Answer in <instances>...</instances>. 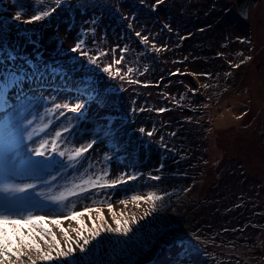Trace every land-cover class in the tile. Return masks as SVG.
I'll return each instance as SVG.
<instances>
[{"label":"rangeland","instance_id":"obj_1","mask_svg":"<svg viewBox=\"0 0 264 264\" xmlns=\"http://www.w3.org/2000/svg\"><path fill=\"white\" fill-rule=\"evenodd\" d=\"M248 10L245 19L236 0H0V192L16 196L21 211L53 219L60 212L70 215L68 208H102L113 227L109 203L118 216L125 214L121 219L132 214L139 218L152 205L140 201L137 206L133 195L163 196L156 201L158 210L132 225L129 236L102 233L90 246L88 261L112 248V237L130 239L142 230V245L158 226L159 212L174 211L187 196L196 207L190 215L200 222L198 229L166 233L138 261L126 264H264V0ZM44 11L50 15L25 22ZM77 43L81 50L72 51ZM89 57H98L97 64ZM109 64L112 73L121 69L118 76L103 71ZM56 66L71 80L56 76ZM82 66L90 73L81 71ZM35 67L43 70L29 71ZM94 78L100 82L93 83ZM76 103H84L79 118L69 111ZM112 121L121 122L117 125L122 128L113 129ZM124 123L131 126L128 137ZM66 127L71 130L56 138L55 132ZM92 139L97 143L88 153L68 159ZM45 141L46 148L40 149L45 155L36 156ZM164 145L175 148L167 151ZM35 160L48 163L33 167L30 161ZM103 171L108 176L101 183L137 178L71 197L68 207L50 200L78 192L83 180ZM157 175L160 180L151 178ZM29 183L36 187L19 191ZM220 191L225 201L219 203ZM238 203L260 211L256 224L247 225L244 207L234 222L229 209ZM60 218L73 240L77 236L72 229L81 221L84 235L92 227L88 214L76 221ZM43 223L66 249L61 226ZM19 227L27 236L30 226L22 222ZM6 228L15 241L12 226ZM35 240L48 250L39 236ZM73 247L77 259L88 262ZM125 255L120 254L118 264H125Z\"/></svg>","mask_w":264,"mask_h":264},{"label":"snow or ice","instance_id":"obj_2","mask_svg":"<svg viewBox=\"0 0 264 264\" xmlns=\"http://www.w3.org/2000/svg\"><path fill=\"white\" fill-rule=\"evenodd\" d=\"M61 0H56V3L59 4ZM162 2V0H157V3ZM54 11V9L52 10ZM50 15V12L44 11L41 12L39 15L32 16L28 21L25 22H32V21H38L42 17ZM21 17V12L16 13V19L19 20ZM137 36H140L141 34L139 32L136 33ZM142 40L145 44L148 43V37L144 36L142 37ZM72 51H78L81 50V44L77 43ZM159 51L160 49H156ZM82 55L88 56L87 52H81ZM98 57H89V62L93 65L97 64ZM116 64H120L121 60H116ZM237 67L239 65H236ZM112 65L109 64L108 66L104 67L103 71L106 73H109L113 77L118 76L120 74L121 69L117 68L115 73L111 72ZM129 72L132 70L129 69ZM192 75H197L196 73H192ZM204 75H211V74H204ZM124 77L121 76V79ZM130 82H136L139 83V81H130ZM195 91V90H193ZM57 109L61 108V105H55ZM63 107L69 108L68 105H64ZM84 109V103H76L74 106L69 108V111L72 113L77 114L76 118H79L80 115H83ZM157 111L159 112H165L167 109L160 108ZM63 114V113H61ZM71 129L64 128L62 131H56L55 137L56 138H62L63 132H68ZM152 131L146 132V135L151 137L153 135ZM141 133H145V129H140ZM175 135V133H173ZM97 143L95 139H92L90 142H87L85 145L77 148L75 150L74 155H70L68 157L69 160L78 159L81 158L82 155L88 153L90 149L93 148V146ZM47 146V141L40 144V147L36 150L35 155L38 157H43L45 153L41 151L40 149H44ZM55 141H53L52 149L55 151ZM165 148H167V145H164ZM60 156H64L63 152L59 153ZM30 163L33 165V167H37L43 164H47L48 161H41V160H35L30 161ZM163 163L160 164V168H163ZM108 176L107 171H103L102 174L96 175L95 179H93L91 176L87 180H83L82 184L79 187V191H69L67 195L61 194L59 197H51L50 200L53 204L57 206L62 207H68V205L71 203V197H79L81 195H84L90 191L96 190V189H109V188H115L116 186L126 183L128 180H135L137 177L135 175H129L127 177V180L124 178H117L112 180H104L103 183L100 181L103 177ZM154 180H160L161 177L159 175L152 176L151 177ZM36 185L34 184H24L19 188L20 192H27L29 189L35 188ZM131 200L133 202H137V206H139L140 201H147L151 202V209L149 211H145L142 216L137 218L135 214H132L130 218H124L121 219V217H124L125 214L121 212L119 216L117 215V212L113 209V206L111 203L108 204L109 210H111V217L112 220L115 222V227L112 226V224H109L107 219L104 216V212L102 208H91V207H84L82 211H74L72 208H68V213L65 214L64 212L56 213V218L53 219L52 215H32L31 211H21L19 208H17L15 205H7L3 208H0V264H37V261H51L53 259L56 260H64L67 262L68 260L72 261V264H82V261L80 259H77L76 252L77 248L73 247V244H75L78 249L79 253L82 254L83 261H88V253L93 251V242L98 241V238L101 237L102 233H114V234H120L125 237L129 236L130 233L133 232V226L135 224L139 223V220L144 219L148 215H150L152 212H156L157 204L156 201H162L163 196L157 195L155 192H149L146 196L144 195H133L131 197ZM120 204L127 205L129 203L128 200H120ZM74 207V206H73ZM95 212L97 214L96 217H93L91 213ZM86 214L89 215V220L91 221L92 227L87 229L88 235H84V223L81 221L80 227L72 229L73 232L76 233L77 239L73 240L72 236L69 235V232L67 229L62 227L61 224V218L65 220H73L76 221L79 218L85 216ZM23 216L24 219L21 221L20 217ZM44 221H48L51 224L54 225H60L61 231L64 233V238L67 241V248L65 249L60 245V241L57 239L56 235L43 223ZM99 221V223L97 222ZM23 222L25 225H29V231L28 235L25 236L19 227V225ZM5 225H11L12 230L16 235V240L13 241L12 238L9 236L8 229L5 227ZM40 228L42 229L41 232H37L36 229ZM39 236L40 239L44 240L45 244H47L48 250L45 251L43 248H41L40 244L35 240V237ZM50 236L51 240L45 239V237ZM56 252V256L53 257L52 252ZM35 253V256L32 255V253ZM26 258V259H25Z\"/></svg>","mask_w":264,"mask_h":264},{"label":"trees","instance_id":"obj_3","mask_svg":"<svg viewBox=\"0 0 264 264\" xmlns=\"http://www.w3.org/2000/svg\"><path fill=\"white\" fill-rule=\"evenodd\" d=\"M5 41L8 45V47H10V43H9L10 39L9 40L6 39ZM81 68H82L81 71L90 73L89 67L82 66ZM52 70H53V72L56 73V76H59L63 79H70V77L67 76V72L64 71L65 69L56 66L55 69H52ZM11 71H14V70H11ZM33 71H35V73H39V71H42V69L36 67L33 69ZM28 72H29L28 70H25V73H28ZM11 74H13V73H11ZM98 81L100 82V80H98ZM98 81L95 80V78L92 79L93 83H97ZM105 89H106V87H104V90ZM108 92H109V90H108ZM118 123H121V122L114 123L112 121L110 126L115 130L121 129L122 127L120 125H117ZM124 124H125V126L124 125L123 126L125 128L126 135H127L129 130H131L130 129L131 126H128L127 123H124ZM126 137H128V135ZM173 148H175V147H168L167 146V148H165V149L167 151L168 150L171 151V149H173ZM176 153H178V151H176ZM185 157H186V159L191 158L189 155H187ZM189 161L191 162V159ZM220 192H221V195L216 197L217 198L216 200L219 201V203L225 201V199H223V195H224L223 192L222 191H220ZM186 197L187 196H184V199H186L185 201L188 203L182 202L181 207L176 208L174 211H172V212L168 211L165 213H163V211L159 212V214H158L159 218L157 217V219H159L158 226H156V228L153 231H151V233L147 234V237H145L146 240L142 243V245H144V246H142L141 244L139 245L140 239L138 238L139 236H141V233H143V232H140L142 230L134 232V234H133L134 236L129 237L130 239L127 238L125 240H120V239H114L112 237L111 238V242H112L111 247L112 248L108 249L107 252H105L103 255H100L101 256L100 258L97 256L92 257V259H90L88 262H84L83 264H118L119 263L118 257L119 258L121 257L120 254H126L125 256L122 257V259L126 258L125 262H123V263H125V264L130 263V262L135 263L141 257H143V255L149 249H151V247H153V244H155V242L157 240H159V238L162 237L164 234H166V233L183 234L184 232L189 231V229H191V231H193L194 228L198 229L200 222L198 223L197 221L196 222L194 220L192 221L191 215H190L191 214L190 211L196 210V207H193L192 202L189 199H187ZM212 197H214V196H212ZM171 204L172 203H170V205ZM244 205L249 206V208H245L242 204L238 203V205L234 206V208L232 207V209H229L230 211L233 210L232 213L234 214V216L232 218L234 219V222L239 221L238 220L239 216H237L235 218V215L242 212L243 207H244L245 211L247 210V213L245 214V216H246L245 219H247V223H248L247 225H249L251 223L256 224V222H258V218H259L258 214L260 213V211H258V210L256 211L255 209H252L253 207H251L249 205V203H247V204L245 203ZM220 212L221 213H224V212L227 213V211H220ZM173 227H175V228H173ZM176 227L185 229V231L176 229ZM132 240H135V241H132ZM189 241H190L189 243H193V240H190V238H189ZM135 243H136V246L133 245ZM137 249H139V250H137ZM197 250H200V249L198 248Z\"/></svg>","mask_w":264,"mask_h":264},{"label":"water","instance_id":"obj_4","mask_svg":"<svg viewBox=\"0 0 264 264\" xmlns=\"http://www.w3.org/2000/svg\"><path fill=\"white\" fill-rule=\"evenodd\" d=\"M237 1V6H238V11L242 17L246 19L248 16L250 7H256L257 3L259 0H236ZM219 248V247H217Z\"/></svg>","mask_w":264,"mask_h":264},{"label":"bare ground","instance_id":"obj_5","mask_svg":"<svg viewBox=\"0 0 264 264\" xmlns=\"http://www.w3.org/2000/svg\"><path fill=\"white\" fill-rule=\"evenodd\" d=\"M8 183H10L8 181ZM12 184V183H11ZM14 186V185H13ZM12 187V186H11ZM6 188V187H5ZM79 189V188H78ZM3 190V189H2ZM1 190V191H2ZM12 190V189H11ZM10 190V191H11ZM15 190V189H14ZM5 192V190H3ZM9 191V190H8ZM13 191V190H12ZM79 191V190H78ZM11 193V192H10ZM14 194V193H13ZM12 195V194H11ZM14 197V195H13ZM11 197L10 198V195L7 193L6 195L3 193V192H0V208H3L4 206H7V205H15L16 207L20 205V200L17 199V197L15 196L14 198ZM22 218V217H21ZM9 226V225H8ZM6 226V227H8ZM259 263V262H258Z\"/></svg>","mask_w":264,"mask_h":264}]
</instances>
